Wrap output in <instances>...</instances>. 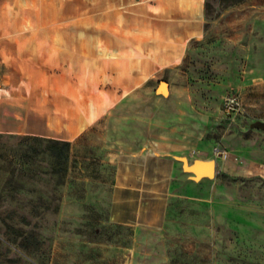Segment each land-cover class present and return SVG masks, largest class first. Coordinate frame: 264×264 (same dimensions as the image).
<instances>
[{"label":"rangeland","instance_id":"obj_1","mask_svg":"<svg viewBox=\"0 0 264 264\" xmlns=\"http://www.w3.org/2000/svg\"><path fill=\"white\" fill-rule=\"evenodd\" d=\"M0 94V264H264V0H0Z\"/></svg>","mask_w":264,"mask_h":264},{"label":"crops","instance_id":"obj_2","mask_svg":"<svg viewBox=\"0 0 264 264\" xmlns=\"http://www.w3.org/2000/svg\"><path fill=\"white\" fill-rule=\"evenodd\" d=\"M1 99L2 98L0 94V104H1ZM13 121H14L13 122L14 124L10 126H2L0 124V129L13 130V131L20 130L22 128V119L16 118ZM203 159H206V158H203ZM170 165L171 167L169 168V164L163 165L160 162H155L152 164H147L146 170L151 171L155 176H157L155 177L156 179L157 178L161 179V178H164L168 174V172H170V170L173 168L174 164L171 163ZM145 181H148V180L147 179L145 180L142 176H137L134 174V176L132 175L131 178H128V180L125 183L128 189L126 190L127 193L131 194L132 196L131 199L137 200V203L135 205L136 207L135 214H136L137 220L139 219L141 220V216H143L142 211L145 208V201H143L142 198H144L145 192H147L148 190H156L158 192H162L161 190L163 188V182L161 180L159 182H150V183L148 182L149 184L148 183L145 184ZM162 203H163V197L161 195L155 196V203H154L155 208L153 207V210L151 211L148 219H145L144 221H147L149 223H157L161 216L160 207Z\"/></svg>","mask_w":264,"mask_h":264},{"label":"trees","instance_id":"obj_3","mask_svg":"<svg viewBox=\"0 0 264 264\" xmlns=\"http://www.w3.org/2000/svg\"><path fill=\"white\" fill-rule=\"evenodd\" d=\"M241 1L243 0H219L222 6L236 4ZM46 140L49 142V149L54 164V172H61V174L63 173L64 175L68 159V141L56 138H47Z\"/></svg>","mask_w":264,"mask_h":264},{"label":"water","instance_id":"obj_4","mask_svg":"<svg viewBox=\"0 0 264 264\" xmlns=\"http://www.w3.org/2000/svg\"><path fill=\"white\" fill-rule=\"evenodd\" d=\"M165 87H166V82L161 81L160 88L164 89ZM255 125L264 127V122L257 121L255 122ZM182 160H183L182 168L185 171L192 172L194 174L193 177L195 179L201 178L203 176L211 178L215 174L216 163L214 158H208V159L195 158L190 163H188L185 157H182Z\"/></svg>","mask_w":264,"mask_h":264},{"label":"built area","instance_id":"obj_5","mask_svg":"<svg viewBox=\"0 0 264 264\" xmlns=\"http://www.w3.org/2000/svg\"><path fill=\"white\" fill-rule=\"evenodd\" d=\"M222 110L228 117H234L242 111V104L236 94H226L222 98Z\"/></svg>","mask_w":264,"mask_h":264}]
</instances>
